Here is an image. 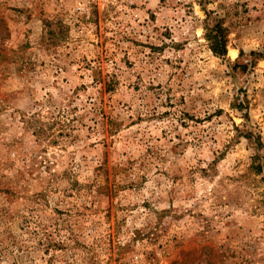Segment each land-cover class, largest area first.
I'll return each mask as SVG.
<instances>
[{
	"label": "rangeland",
	"instance_id": "rangeland-1",
	"mask_svg": "<svg viewBox=\"0 0 264 264\" xmlns=\"http://www.w3.org/2000/svg\"><path fill=\"white\" fill-rule=\"evenodd\" d=\"M0 264H264V0H0Z\"/></svg>",
	"mask_w": 264,
	"mask_h": 264
},
{
	"label": "trees",
	"instance_id": "trees-1",
	"mask_svg": "<svg viewBox=\"0 0 264 264\" xmlns=\"http://www.w3.org/2000/svg\"><path fill=\"white\" fill-rule=\"evenodd\" d=\"M209 43L211 51L220 57L226 53V39L220 26H215L209 31Z\"/></svg>",
	"mask_w": 264,
	"mask_h": 264
},
{
	"label": "bare ground",
	"instance_id": "bare-ground-1",
	"mask_svg": "<svg viewBox=\"0 0 264 264\" xmlns=\"http://www.w3.org/2000/svg\"><path fill=\"white\" fill-rule=\"evenodd\" d=\"M231 55H233V53H231Z\"/></svg>",
	"mask_w": 264,
	"mask_h": 264
}]
</instances>
